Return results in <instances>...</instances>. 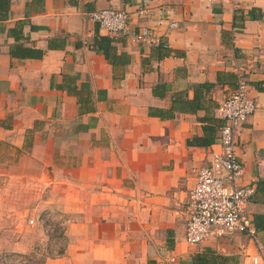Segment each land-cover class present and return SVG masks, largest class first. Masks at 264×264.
<instances>
[{
    "label": "crops",
    "instance_id": "crops-1",
    "mask_svg": "<svg viewBox=\"0 0 264 264\" xmlns=\"http://www.w3.org/2000/svg\"><path fill=\"white\" fill-rule=\"evenodd\" d=\"M105 7L155 40L105 34L90 17ZM235 66L257 102L235 150L256 235L191 245L184 203L220 149ZM17 179L45 234L62 229L47 264H192L206 250L263 264L264 0H0V182Z\"/></svg>",
    "mask_w": 264,
    "mask_h": 264
},
{
    "label": "built area",
    "instance_id": "built-area-1",
    "mask_svg": "<svg viewBox=\"0 0 264 264\" xmlns=\"http://www.w3.org/2000/svg\"><path fill=\"white\" fill-rule=\"evenodd\" d=\"M216 0H206L208 4ZM236 1V0H232ZM99 29L109 36H126L137 41H154L148 27L134 29L128 13L120 8L105 7L90 13ZM176 27L175 22L169 24ZM236 87L218 108L222 120L219 128L220 149L211 153L209 163L196 171V182L188 191L184 203L185 240L198 244L212 233L241 231L255 238L256 229L246 216L245 207L254 186L240 183L242 166L236 155V126L244 122L257 108V102L247 93V82L239 66ZM33 222L32 219L29 220Z\"/></svg>",
    "mask_w": 264,
    "mask_h": 264
},
{
    "label": "rangeland",
    "instance_id": "rangeland-1",
    "mask_svg": "<svg viewBox=\"0 0 264 264\" xmlns=\"http://www.w3.org/2000/svg\"><path fill=\"white\" fill-rule=\"evenodd\" d=\"M19 180L0 182H8L6 191L0 192L4 201L0 207V264H47L48 259L61 253L62 229H54V238L51 232L45 234V211L36 207L30 191L23 188L14 192Z\"/></svg>",
    "mask_w": 264,
    "mask_h": 264
},
{
    "label": "trees",
    "instance_id": "trees-1",
    "mask_svg": "<svg viewBox=\"0 0 264 264\" xmlns=\"http://www.w3.org/2000/svg\"><path fill=\"white\" fill-rule=\"evenodd\" d=\"M100 39L102 41V44H110L109 39L107 37L101 36ZM192 264H237V260L222 253H217L212 250H206L203 252L195 253L192 258Z\"/></svg>",
    "mask_w": 264,
    "mask_h": 264
}]
</instances>
